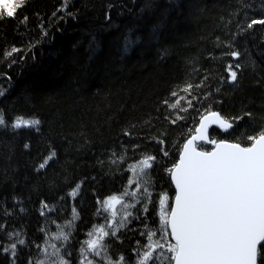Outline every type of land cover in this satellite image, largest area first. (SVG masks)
<instances>
[{
  "label": "trees",
  "instance_id": "obj_1",
  "mask_svg": "<svg viewBox=\"0 0 264 264\" xmlns=\"http://www.w3.org/2000/svg\"><path fill=\"white\" fill-rule=\"evenodd\" d=\"M261 19L264 0H19L16 16L0 13V264H81L101 226L115 231L114 264L172 244L160 201L173 200L169 169L200 119L234 125L202 150L264 133V25L247 28ZM17 117L40 124L14 130ZM114 195L131 214L117 230L104 204ZM160 251L148 264H172Z\"/></svg>",
  "mask_w": 264,
  "mask_h": 264
},
{
  "label": "snow or ice",
  "instance_id": "obj_2",
  "mask_svg": "<svg viewBox=\"0 0 264 264\" xmlns=\"http://www.w3.org/2000/svg\"><path fill=\"white\" fill-rule=\"evenodd\" d=\"M17 8L13 0H0V13L8 18L16 16ZM256 24L264 25V19L253 20L247 28L251 29ZM17 51L13 47L8 55L13 56ZM230 55L238 58L240 53L233 51ZM235 67L239 68L240 65L236 64ZM231 68L229 65L231 81L234 82L237 72ZM213 116H217V113H213ZM39 124L38 119L17 117L10 126L15 130L35 128ZM0 126H9L3 114H0ZM220 126L224 131L234 127L223 119H220ZM203 129L204 125L201 124L198 131L202 140L206 139ZM196 139L193 137L184 145L179 162L169 169L171 180L175 183L174 205L170 213H162L161 220L165 229L170 226V234L175 240L174 244L168 245L173 254L170 259L174 264H258V259H264V251L260 247L264 242V133L250 136L252 144L249 147L213 140L211 143L215 144V149L212 151H198L194 144ZM24 147L27 149L30 146L25 144ZM55 155L52 152L45 158L37 171L44 169ZM153 160L149 156L141 162V173L147 176L144 180L146 194L151 177L145 170L152 168ZM71 195L75 196L76 190ZM119 203L121 199L115 195L104 201L107 208H114ZM115 215L113 211L112 217ZM120 226H123V222ZM94 232L98 236L88 240L87 246L94 255L99 256L101 253L98 249L106 246L104 238L115 236V231L109 233L101 226ZM61 235L63 239H68L66 235ZM88 235L93 236V232ZM148 239H151V235ZM15 247L13 244V256L16 255ZM148 255L151 254L145 255V260ZM60 264H65V261L61 260ZM87 264H92V261L89 260Z\"/></svg>",
  "mask_w": 264,
  "mask_h": 264
},
{
  "label": "rangeland",
  "instance_id": "obj_3",
  "mask_svg": "<svg viewBox=\"0 0 264 264\" xmlns=\"http://www.w3.org/2000/svg\"><path fill=\"white\" fill-rule=\"evenodd\" d=\"M13 2L18 5L19 0H13ZM212 145H215V144L212 143ZM133 182L134 181H132V183ZM128 192L130 194V191H128ZM119 198L121 199V203L115 204L114 205V208H107L106 207V213H110V215H111L110 216L111 221L109 223V228H114L116 230L118 229V226H120L121 222H123V224H125L126 222H128L129 221L128 218L130 216V215H127L128 213H130V210H129V208L126 207V204H125L126 201H125V199L122 198V197H119ZM161 200L164 201L163 204L160 203V213H159V219H160V222L162 223V220H161L162 213H165V212L170 213L171 206H172V201L173 200L171 198V195H170V197L168 195H164ZM113 211H115V213H116V215H115L114 218L112 217V212ZM98 228H96V229H98ZM104 229H105V231L108 232V229L107 228H104ZM92 232H93V236H89L88 237V240L93 239V238H96L98 236V233H96L94 231H92ZM107 240H108V237L104 238V241L103 242L106 244ZM152 241H155V240H152ZM169 244H171V242ZM169 244H167V243L165 244V241H164V242L161 243V246H159L157 244L152 245L150 247V251H146L147 253L145 254V255H147V254L150 253L151 255H148L147 260L144 259V257H145V255H144L143 258L140 260V262L137 263V264H141V261H143V264H148L150 262L151 257L153 256V254L155 252H157L159 249H161V251H163L162 252L163 255H164V252L166 250L169 252V249H168V245ZM98 251H100L101 254L99 256L94 255V253L90 249H88V246H86V250H85V253H84V259H83V262L81 264H87V262L89 260L92 261V264H109L110 261H108V259L110 257L108 256V253L106 252V247H104L102 249H98ZM163 261L164 260L162 259V262L161 263H158V264H163ZM111 264H114V263L111 262ZM166 264H168V263H166ZM170 264H171V262H170ZM172 264H173V260H172Z\"/></svg>",
  "mask_w": 264,
  "mask_h": 264
},
{
  "label": "water",
  "instance_id": "obj_4",
  "mask_svg": "<svg viewBox=\"0 0 264 264\" xmlns=\"http://www.w3.org/2000/svg\"><path fill=\"white\" fill-rule=\"evenodd\" d=\"M213 113H217V116L219 117V119L217 118V116H213ZM220 119H223V120H225L218 112H212V113H208V114H205L201 119H200V122H199V125L197 126V128H196V131H195V133L185 142V144L189 141V140H191V139H193V137H197V139L196 140H194V144H195V146L197 147V150L198 151H208V150H202V149H200L199 147H198V145L199 144H209L210 143V133H211V131H212V129H214V128H217V129H219V130H221L222 132H228L229 130H231V129H229L228 131H224V129L223 128H221V126H220ZM201 124H203L204 125V129H203V131H204V135H205V137H206V139H199V137H200V135H201V133L198 131V129H200L201 128ZM219 142H221V141H219ZM219 142H217V143H219ZM228 142V141H227ZM229 143H232V142H229ZM184 144V145H185ZM242 146V145H241ZM184 147V146H183ZM242 147H244V146H242ZM215 149V145H214V147L211 149V150H209V151H212V150H214ZM182 152H183V148H182V151H181V154H182ZM180 154V155H181ZM179 158H180V156H179ZM178 162H179V160H178ZM170 178H171V175H170ZM171 183H172V185H173V188H174V191H175V183H174V181H172L171 180ZM174 197H175V194H174ZM174 197H173V201H172V206L174 205ZM171 206V207H172ZM168 231H169V234L171 233V228H170V226L168 227ZM170 238H171V240H172V242H173V244L175 243V240H174V238L171 236V234H170ZM264 242H262V244H263ZM262 244H261V246H262ZM260 246V247H261ZM173 264H174V261H173Z\"/></svg>",
  "mask_w": 264,
  "mask_h": 264
},
{
  "label": "flooded vegetation",
  "instance_id": "obj_5",
  "mask_svg": "<svg viewBox=\"0 0 264 264\" xmlns=\"http://www.w3.org/2000/svg\"><path fill=\"white\" fill-rule=\"evenodd\" d=\"M173 244V243H172Z\"/></svg>",
  "mask_w": 264,
  "mask_h": 264
}]
</instances>
